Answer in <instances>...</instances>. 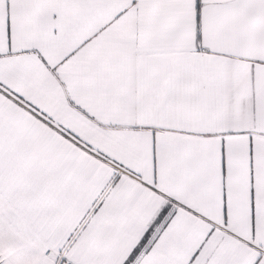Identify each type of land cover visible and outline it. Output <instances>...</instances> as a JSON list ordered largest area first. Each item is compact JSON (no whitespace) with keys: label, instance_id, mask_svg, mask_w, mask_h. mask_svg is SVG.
Instances as JSON below:
<instances>
[{"label":"snow or ice","instance_id":"6c2138e0","mask_svg":"<svg viewBox=\"0 0 264 264\" xmlns=\"http://www.w3.org/2000/svg\"><path fill=\"white\" fill-rule=\"evenodd\" d=\"M0 264H264V0H0Z\"/></svg>","mask_w":264,"mask_h":264}]
</instances>
